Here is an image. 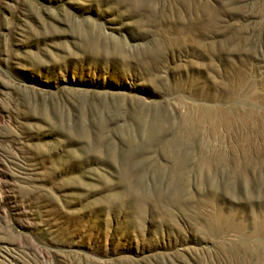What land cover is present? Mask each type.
Wrapping results in <instances>:
<instances>
[{
    "label": "rangeland",
    "instance_id": "374dc122",
    "mask_svg": "<svg viewBox=\"0 0 264 264\" xmlns=\"http://www.w3.org/2000/svg\"><path fill=\"white\" fill-rule=\"evenodd\" d=\"M0 264H264V0H0Z\"/></svg>",
    "mask_w": 264,
    "mask_h": 264
}]
</instances>
